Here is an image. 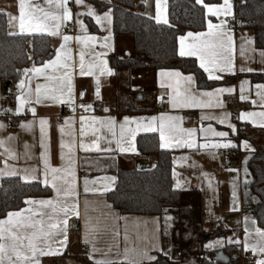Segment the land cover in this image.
Masks as SVG:
<instances>
[{"label":"crops","instance_id":"0c3cea01","mask_svg":"<svg viewBox=\"0 0 264 264\" xmlns=\"http://www.w3.org/2000/svg\"><path fill=\"white\" fill-rule=\"evenodd\" d=\"M98 2L109 3V0H96ZM41 6L46 7L44 0H35ZM168 0H161L163 5L162 15L168 20ZM232 15H234L233 0ZM86 4L91 5L97 12L102 15L108 10L107 6L103 9L97 8L93 0H85ZM111 3V0H110ZM109 3V4H110ZM222 4L223 0L215 2L202 3ZM73 13L77 11H86L85 8H77L73 3L70 5ZM134 10L151 17L154 21L156 16V0H134ZM205 10V8H204ZM206 11V10H205ZM0 12L5 13L6 25L8 33L10 31L19 33L18 19L13 21V26H9L8 15L11 14L18 18V0H0ZM111 24L103 22L102 25L97 24L92 17L82 16L80 19L87 30L88 35L97 37L95 45L96 52L106 51L107 56L104 57L108 61L110 54L114 53L118 57L130 56L132 54V40L128 36H120L114 33L113 30V8L111 13ZM230 17V16H229ZM224 16L208 17L213 23H219L220 20H225ZM88 20L93 23L92 25ZM169 22V21H168ZM206 24L200 31L187 30L179 34L186 35L189 32H206ZM67 29H71V33H67ZM227 29L233 37V64L234 74L224 73L223 79L218 80L220 83L213 87L199 88L197 91H212L218 87H232L234 91L231 94L225 93L219 97L222 107L209 108H173L169 103V96H175L177 87L174 77H164L159 75L161 71L179 70L160 68L159 70H139L131 66V68H117L112 65L108 66L115 73L112 76L100 77V97L95 96V81L90 76H80L79 61L80 53L84 52L85 63L93 57L89 54V49L84 48L82 44H78L75 40L77 35H84L79 30V26L74 21L69 22L66 27L61 29L63 34L73 37L68 41L62 52V59L66 54L68 59L69 71H73V86H74V105L75 109L69 104L53 105L51 101L44 100L41 104H34L36 108V124L32 129H22L19 125L22 122L33 120L31 113L26 112L19 117L13 116L12 119L0 115V122L8 124V128L4 132H0V138H6L8 135L15 137L14 140L9 141L7 147L11 148L16 155L15 159H6L5 156L0 155V170L4 169L5 163L11 169L16 170V175H4L6 177H18L21 182L27 183L21 179L22 176H36L38 179L31 180V182H38L44 179L42 175L43 163L40 160L41 149L39 147L40 132L38 119L43 117L49 121V128L47 129L46 143L50 148V165L52 167H67L68 163V149H64L65 159L61 161L59 147L61 140V133L58 130L59 126H64V121L67 118L71 127L65 126V132H71V135L65 134L63 140L65 144L74 145L71 152V158L74 161L73 171L75 174L74 186L76 195L71 198V202L78 205L79 217L72 216L70 223L71 227L68 229V243L61 255L41 257V264H94V260H116L123 261L125 257V248L128 249L127 260L135 261L139 259L138 253L143 249H150L154 244L159 242L161 246L167 248L171 246L172 257L174 264H211L210 258L206 259L204 254L210 253L213 257L217 252L222 251L228 256V252L224 249L231 246L237 247L239 252H232V256L239 255V264H243L242 255L245 254L251 260L250 264H255L257 259H264V254L254 255L251 250L245 252L243 241L245 239V221L248 217L249 222L247 227L249 229V244H255L259 241V237L255 233V227H259L256 223L255 227L251 220L257 219L254 217L250 207L244 203L242 192L243 187H247L252 178L245 176V158H249L256 150L255 144H262L264 139V127L258 125L254 126L247 120L241 121L238 117L242 112H260L264 111V101H261L257 95V85H264V81L253 80L252 75L264 74V48H257L254 45V32L247 26H239L231 28L227 24ZM111 33V50L102 49L100 44L103 42V37ZM28 37L27 53H29L28 68L42 67L43 63L49 59L55 58V50L59 48L62 41V36H48L46 33H31L19 34ZM34 35L47 36L52 45V55L45 59L42 63L36 65L33 63L32 53V39ZM177 38V49L179 52V40ZM186 40L185 42H190ZM251 41V43H249ZM243 46L244 53L241 55V47ZM195 59V57H193ZM196 63H198L196 61ZM199 65V64H198ZM241 69H245L241 71ZM252 69V71H247ZM189 75L193 73H183ZM203 71V70H202ZM64 74L63 69L53 70L51 68L45 69L41 76H33L29 81L25 77L26 86L32 89L33 98L35 97V88L37 84L47 85L48 87L57 86L56 80H47L45 76H61ZM32 76V73L28 74ZM206 77L207 74L205 73ZM196 79V77H195ZM197 81V79H196ZM247 81L244 84V96L246 100L240 99L241 82ZM19 82V81H18ZM17 82V83H18ZM16 83V84H17ZM13 86L6 87L5 83L0 79V108H11L15 111L16 102L15 95L17 89ZM164 85L163 87L161 85ZM171 84L172 87H168ZM11 90V93L9 92ZM179 90H183L181 87ZM84 92L83 98L80 93ZM163 92V95H161ZM202 100H207V97H201ZM234 99L235 103L241 106V110L235 113L227 105V101ZM253 101L256 103L254 104ZM99 105V111L95 112L92 107L87 111L80 107L83 105ZM109 111L105 112L104 109ZM227 114L228 121L236 126L238 129L235 135L232 134L225 124H220L216 119L201 120V116L221 117ZM164 116H179L181 121L176 123L183 129H196L197 143L205 142H224L222 138L213 137L211 134L203 136L200 133L201 128H208L211 126L216 131H226L229 133L227 139H231L237 147L232 149H188L171 148L166 149L171 152V184L175 190L181 192V206L188 208L194 217L197 224H200L202 229L207 231L212 228L223 229L222 235L208 238L202 241L194 223L186 215L179 214L175 207H164L158 214H125L119 213L118 210L112 207L110 201L107 199V192L103 191L105 185L110 184L112 190L118 179L120 169L134 170L135 168L148 169L155 164V157L153 155L143 154L137 148L138 135L155 133L158 136V144L160 148L159 132H146L143 129L137 130V124H146L150 117ZM81 116L85 119L83 121V135H81ZM115 118V125L109 126L107 123H102L106 118ZM124 117L134 119L135 123H128L124 125L123 137L121 136V124L124 122ZM95 118V119H94ZM144 118V119H141ZM259 120V117L255 118ZM159 119L155 125L159 126ZM130 130H136L133 138ZM186 135V134H185ZM247 141L254 151H248L242 148L241 142ZM120 146L125 148L135 147V152L126 151L121 153L118 148ZM81 143L85 148L93 149L85 151L81 149ZM29 147L26 149L25 145ZM98 149V150H97ZM110 149V151H105ZM161 149V148H160ZM2 152V149H0ZM215 152L217 159L213 160L210 153ZM181 157H189L187 161L181 160ZM248 160V159H247ZM195 162L196 167L190 165ZM248 162V161H247ZM226 168L237 169V172L226 171ZM28 169V172L23 171ZM32 169H37L32 172ZM176 173L174 176L173 173ZM201 172L208 174V178L201 175ZM108 177H115V182L111 183ZM49 179L51 177L49 176ZM211 180L212 188L208 187V180ZM85 180L89 181L87 187L89 191L85 193ZM248 181L245 184V181ZM95 183H92V182ZM30 182V183H31ZM179 182L180 187L176 185ZM44 186V185H43ZM233 187L236 191V200L239 206V211H230L233 206L232 191ZM50 188V187H49ZM109 190V191H110ZM55 198V193L50 188L49 196L45 197H31L27 199H51ZM29 205L21 207L27 208ZM38 207V206H34ZM20 209V210H21ZM17 210V211H20ZM167 210V211H165ZM45 213L50 212V209H44ZM15 212V211H14ZM171 216L173 219L168 223L171 227L165 232V216ZM7 217V216H6ZM0 218V219H5ZM34 219H40L37 215ZM45 219L47 217L45 216ZM157 228L159 231H157ZM127 237V240L125 239ZM240 240L241 244H229L227 241ZM85 240L88 242L85 243ZM223 240V246H215L211 249H205L204 245L212 241ZM26 243V241H25ZM88 247V253L82 252V247ZM95 249V250H93ZM156 255L155 252L152 253ZM89 255L93 259H89ZM229 257V256H228ZM172 262V263H173ZM225 263V262H224Z\"/></svg>","mask_w":264,"mask_h":264},{"label":"snow or ice","instance_id":"6c2138e0","mask_svg":"<svg viewBox=\"0 0 264 264\" xmlns=\"http://www.w3.org/2000/svg\"><path fill=\"white\" fill-rule=\"evenodd\" d=\"M196 4H202L203 0H195ZM75 4L76 7L85 8L86 11H77L73 13L70 5ZM110 3V0H109ZM46 7L41 6L36 3L35 0H18V11L19 16L8 15L9 26H13V21L18 19L19 33L10 31L9 36H14L17 34H31V33H46L48 36H62V43L59 48L55 50V58L49 59L43 63L42 67H35L24 69L23 77H27L30 81L33 76H41L44 74L45 69L59 70L63 69L64 74L61 76H45L47 80H56L57 86L48 87L47 85L37 84L35 88V97L33 98L32 89L26 86L25 79L21 78L20 81L15 85L17 89V94L15 95L16 108L13 111L11 108H0V115L21 116L26 112H29L33 116V120L22 122L19 127L22 129H32L36 124V108L32 105L41 104L44 100L51 101L53 105H63L65 103L69 104L75 109L74 105V86H73V71H69V65L67 63V55L65 54L62 59V52L68 41L72 40L73 37L63 34L61 29L66 27L69 22L74 21L79 30L84 33V35H77L75 40L78 44H82L84 48L89 49V54L93 57L91 60L85 63L84 52L80 53L79 61V72L80 76H90L93 77L95 81V96L100 97V77L102 76H112L115 73L108 66V61L104 59L107 56L106 51L96 52L95 45L97 43V37L93 35H88L87 30L84 27L82 16L92 17L97 24L102 25L103 22L111 24V13L112 8L109 7L106 12L102 15L97 14L96 10L89 4L85 3V0H44ZM163 5L161 0H156V16L155 20L159 23L168 24V20L162 15L161 9ZM232 4L230 0H223L222 4L209 3L204 4L205 8V19H207V31L206 32H189L186 35H181L179 40V52L180 57H195V60L199 64V68L207 74V79L210 81H218L223 79L224 73L234 74V64H233V37L229 30L227 29V20H220L219 23H213L208 17H228L232 15ZM5 13L0 12V15ZM151 18V17H150ZM190 42L186 43V40ZM111 33L109 30V35L103 37V42L100 44L102 49L111 50ZM251 43V41H249ZM244 49L241 47V55H243ZM264 56V52L261 53ZM31 59V57H29ZM245 69H241L244 71ZM247 71H252V69H247ZM32 73V76L28 74ZM159 75L164 77H174L176 80L177 91L175 96H169V103L173 108H209V107H222V101L219 97L222 94H231L234 89L232 87H218L212 91H197L199 85L192 74L183 75L179 70L171 71H161ZM247 81L241 82L240 99L242 101L246 100L247 97L244 96V84ZM164 86L163 84L161 85ZM168 87H172L171 84ZM183 90H179L180 88ZM258 89L257 95L260 97L261 101H264V85H257ZM11 93V90H9ZM80 97L83 98L84 92H81ZM201 97H207L208 99L202 100ZM255 104L256 102L253 101ZM264 107V104L261 105ZM80 107L84 108L86 111L92 107V105H83ZM105 112L109 109L105 108ZM259 117V120L255 118ZM81 135H83V121L84 117L81 116ZM95 119V118H94ZM144 119V118H141ZM148 123L137 124V130L143 129L146 132H159L160 138V148L161 149H171V148H183L188 149H232L237 147L231 139H227L229 133L226 131H216L211 126L208 128H201L200 133L203 136L211 134L213 137H219L224 140V142H205L197 143L196 140V129H183L178 126L177 121H181L182 117L179 116H164L160 117H150L147 118ZM159 119L160 123L157 127L155 122ZM216 119L218 123L225 124L233 135L238 131L235 125L230 123L227 118V114L221 117L214 116H201V120H212ZM241 121L247 120L254 126L258 125L264 127V111L260 112H242L238 117ZM134 119L129 117H124V122L121 124V136L123 137L124 125L128 123H135ZM102 123H107V125L114 126L116 121L113 117L106 118ZM40 141L39 147L41 149L40 160L43 163L42 175L44 179L38 182L46 187H50L55 193V198L51 199H27L24 201L27 208H23L20 211H9L5 219H0V264H41V257L45 256H55L61 255L67 247L68 243V229L72 226L70 223L71 217H79V212L77 210L78 205L71 202V198L76 195L74 179L75 174L73 171L74 161L71 158V152L74 145L65 144L63 136L65 134L71 135V132H65V126L71 127L69 120L66 118L64 121V126H59L58 130L61 133L60 140V159L64 161L65 153L64 149H68V163L67 167H52L50 165V148L49 144L46 143L47 129L49 128V121L47 118L38 119ZM8 124L0 122V132H4L8 128ZM132 132L133 138L135 137L136 130H130ZM186 134V135H185ZM15 137L8 135L6 138H0V155L5 156L6 159H15L16 155L13 150L7 147L9 141L14 140ZM242 148L248 151H254L247 141H242ZM29 146L26 144L25 148ZM81 149L85 151H91L93 149L85 148L84 144L81 143ZM118 148L121 153L126 151L135 152V147L125 148L119 145ZM98 150V149H97ZM105 151H110V149H105ZM213 160L217 159V154L215 152L210 153ZM181 160L187 161L189 157H181ZM247 157L245 158V163L247 162ZM191 167H196V163L193 162ZM23 171L28 172V169ZM32 172H36L37 169H32ZM226 171L237 172V169L226 168ZM245 176L248 175L247 168L244 169ZM4 175H16V170L9 168L7 163H5L4 169L0 170V176ZM175 176L176 173L174 172ZM201 175L208 178V174L201 172ZM49 176L51 179H49ZM22 180L30 183L31 180L38 179L36 176H22ZM111 183L115 182V177H108ZM85 193L89 191L87 185L88 180H85ZM92 183H95L94 181ZM248 181H245L247 184ZM177 188L180 187L179 182L176 185ZM208 187L212 188L211 180H208ZM110 190V184L105 185L103 188L104 192ZM233 206L229 209L230 211H239V206L236 200V191L233 187L232 191ZM38 206V207H34ZM44 209H50V212L45 213ZM167 211V210H165ZM37 215L40 219H34ZM45 216L47 219H45ZM173 218L171 216H165V232L167 235V229L171 227L168 223ZM245 239L243 241L244 251L247 252L251 250L254 255L260 253L264 254V229L260 227H255L257 221L251 220V223L255 227V233L260 238L255 244H249V229L247 224L249 218L245 217ZM157 231L159 229L157 228ZM127 240V237H125ZM26 241V243H25ZM88 241L85 240V243ZM229 244H236L239 246L241 244L240 240H232L231 238L227 241ZM223 240L212 241L205 244V249H211L215 246H223ZM95 250V249H93ZM155 252L156 255L152 253ZM128 249L125 248V257L123 261L116 260H94V264H160V257L165 258L166 264L168 262H173L172 248L171 246L164 248L157 242L150 249L141 250L138 255L139 259L135 261L127 260ZM89 259H93L89 255ZM174 264V262H173ZM255 264H264V259H257Z\"/></svg>","mask_w":264,"mask_h":264},{"label":"trees","instance_id":"16d2710c","mask_svg":"<svg viewBox=\"0 0 264 264\" xmlns=\"http://www.w3.org/2000/svg\"><path fill=\"white\" fill-rule=\"evenodd\" d=\"M218 0H203L204 3ZM100 10L112 6L113 30L120 36L131 37L132 54L118 57L114 53L108 57L109 64L115 69L135 67L139 70H159L177 68L183 73H193L199 88L213 87L219 81H210L199 68L193 57H180L177 49L179 34L191 30L200 31L206 24L203 4L195 0H168V24L157 23L134 10V0H111V3L93 0ZM234 17L239 26H247L254 32V45L264 48V0H233ZM88 22L92 25L89 20ZM32 39L33 63L38 65L52 55V45L47 36L34 35ZM28 37L25 35L9 36L5 15H0V79L6 87L13 86L23 77V70L28 68ZM29 69V68H28ZM253 80H263L264 74L252 75ZM256 150L245 164L252 180L243 187V200L247 204L260 228L264 229V139L262 144H255ZM137 148L143 154L155 157L154 166L148 169H120L115 187L108 191L107 199L113 208L125 214H158L164 207H175L179 214L192 220L202 241L222 235L224 230L212 228L203 230L197 224L190 210L181 206V192L171 184V152L160 149L155 133L138 135ZM50 188L39 182L24 183L18 177H6L0 181V218L9 211L20 210L26 198L49 196ZM237 247L225 248L228 263L210 260L211 264H239ZM160 264H166L160 257ZM168 264H173L168 262Z\"/></svg>","mask_w":264,"mask_h":264},{"label":"built area","instance_id":"2783aa9c","mask_svg":"<svg viewBox=\"0 0 264 264\" xmlns=\"http://www.w3.org/2000/svg\"><path fill=\"white\" fill-rule=\"evenodd\" d=\"M224 19L227 20V22H228L227 24L231 28H237L240 25V21L235 19L234 15L230 16V17L229 16L225 17ZM67 33H71V29H67ZM161 95H163V92H161ZM227 105H229L230 109L232 111H234L235 113H237L238 111L241 110V106L238 103H235L234 99L228 100L227 101ZM92 109L95 112H98L100 108H99V105L97 103H94L92 105ZM4 116L7 117L8 119H12L13 118V116L11 114L3 115V117ZM82 252L88 253V247L87 246H83L82 247ZM204 256H205L206 259L212 257L209 252L205 253ZM242 261H243V264H250V262H251V260L245 254L242 255Z\"/></svg>","mask_w":264,"mask_h":264},{"label":"water","instance_id":"95a60500","mask_svg":"<svg viewBox=\"0 0 264 264\" xmlns=\"http://www.w3.org/2000/svg\"><path fill=\"white\" fill-rule=\"evenodd\" d=\"M212 261L228 263L229 257L222 251L217 252L213 257L210 258Z\"/></svg>","mask_w":264,"mask_h":264}]
</instances>
